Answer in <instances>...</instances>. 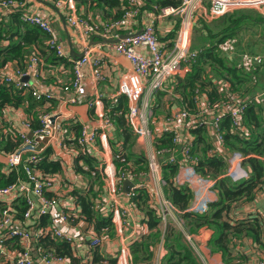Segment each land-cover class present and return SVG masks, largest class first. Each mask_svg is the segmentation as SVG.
<instances>
[{
  "label": "trees",
  "instance_id": "1",
  "mask_svg": "<svg viewBox=\"0 0 264 264\" xmlns=\"http://www.w3.org/2000/svg\"><path fill=\"white\" fill-rule=\"evenodd\" d=\"M5 1H14L24 3V0H0V3ZM77 12L83 20H92L99 23H108L115 21L123 16L125 9L128 7V2L123 0H75ZM126 1V0H124ZM128 1V0H127ZM145 9H150L159 13L166 8H180L186 0H142ZM22 8V7H21ZM15 10L9 14L0 13V113L7 108H19L25 104L26 101L32 102L33 106L44 105L52 103L55 100L40 99L37 100L33 97L32 93L23 89L17 88L14 84L4 83L1 79V71L7 67L9 63H15L16 69L24 71L27 68L28 61L33 55H37L43 60L45 65L59 64L60 62H67L66 57H60L52 48L48 39L50 35L43 32L38 27L27 23L23 19V8ZM116 10V13L113 11ZM24 11V12H23ZM92 11V12H90ZM90 12V13H89ZM96 12V13H95ZM103 14L101 17V13ZM99 13V14H98ZM95 15L94 17H89ZM97 14V15H96ZM104 16V17H103ZM111 18V19H105ZM230 23L225 26L219 33H213L208 27L207 38L204 36L202 44H208V40L215 39L217 42L214 46L203 49L197 58L188 64L187 73L183 79L178 80L177 91L181 97V101L190 113H195L198 110V95L207 93L213 108H218L219 97L222 95L219 92L220 77H228L232 84V92L236 91L239 96L246 101V108L243 113L242 123L243 126L250 132L249 136H244V133L232 126L230 116L224 115L220 123L221 134L224 138L225 148L228 152L226 155L207 153L209 146L206 139V131L202 126L191 130L193 135L192 149L190 159H193L195 169L201 176L205 178L220 177L226 170V163L228 158L233 153H240L244 156V165L251 171V176L248 179L233 182L229 178H221L216 185L219 193V200L210 203L208 210L205 213H190L188 212L190 202L193 197L192 190L187 186H177L175 177L179 169L185 164V143L183 140L177 138L170 132H164L163 136L156 141L157 151H166L164 155V163L162 162L163 182L168 193L169 200L183 212V219H191L195 228L207 227L214 230V235L210 241V245L214 250L222 253L224 261L228 264H240L243 259L242 255L238 253L236 256L233 254L236 248V239L240 237L253 238L259 242L260 236L264 232V216L248 218L246 220L237 221L229 216L230 207L242 201L244 198L251 199L255 196L256 192L264 188V163L261 158L264 156V121L260 115L262 109L257 107V102L254 96L249 93L255 91L259 86V81L254 84L252 89L248 84L256 82L257 69H253L252 73H244L237 68L236 64L229 63L226 57H222L217 52V44L227 38L233 36L237 30L239 23L249 19L246 13L240 19L231 17ZM103 20V21H102ZM264 24V22H260ZM98 38L96 37L95 40ZM200 42H196L197 46ZM216 44V45H215ZM70 58H73L72 56ZM75 59V58H73ZM64 62V63H65ZM73 70V65H72ZM40 74V71H39ZM213 74V77H211ZM264 86V85H263ZM207 89H209L207 91ZM230 93V96L232 95ZM228 94V93H227ZM226 95V94H225ZM222 99V98H221ZM111 105L105 109L107 114L111 117L116 127L119 129L123 139L124 150L125 145L132 144L135 140L134 131L129 123V98L126 95H118L114 97ZM245 105V104H243ZM45 114V113H44ZM43 115V114H42ZM41 115V116H42ZM41 116H37L34 121H31L30 129L35 131L41 128ZM69 133L74 132V137L71 142L78 144L79 148L82 145L80 142L83 127L75 124L73 127H68ZM2 131L0 130V133ZM0 140V151L3 154H9L17 151L24 145L23 139L19 135H4L2 132ZM252 134V135H251ZM68 140L65 138L64 144ZM81 144V145H80ZM202 146L204 155L197 157V150L195 146ZM213 148L211 146L210 150ZM38 150V149H37ZM52 147H47L44 151L37 153L36 162H32L34 153L29 152L24 155V163L17 168L11 170H3V165L0 164V188H5L11 184L24 182L28 180L25 166L32 170H40L43 177H53L61 171V162L59 160H51ZM231 153V154H230ZM120 154L117 159L116 155ZM230 154V155H229ZM80 160H84L88 164V169L84 170L83 167L76 166V172L87 175L90 182L84 192L74 190L71 193L80 212L69 213L70 221L77 224L83 221V226H88L94 234L101 235L104 229H108L109 234L113 233V215L101 212V203L97 202L98 193L103 192L104 181L102 177V170L95 169L89 158V154H82ZM124 154L120 150L114 152V163L116 166V175L130 173L133 177L139 175L137 173L147 172L149 169L148 160L142 156H133ZM197 155V156H196ZM125 159L122 161V159ZM191 162L190 160H187ZM135 166V167H134ZM135 178V177H134ZM47 195H51L47 191ZM131 200L136 204L137 208L144 212L146 216V223L149 227V235L142 238L140 241H135L130 246L134 264H141L152 259L154 254V246L162 235L159 227L161 217L156 207L150 205V195L144 188L134 190ZM18 218L26 229L40 223V226L47 227L51 224L49 215H41L38 219L27 221L24 219V213L27 211L28 206L26 199L19 197L13 202ZM6 203L0 201V211L5 208ZM77 217V218H76ZM83 217V218H80ZM165 249L167 254L164 258L163 264H199L192 253L190 247L184 243L185 235L174 228L169 229L165 233ZM39 244L46 249H53L56 253L63 257L71 258L72 264H77L79 261L74 257V245L71 242L64 240H56L51 235L42 236ZM91 244V241H90ZM99 247H91L92 262L90 264H118V259L104 257L99 252ZM238 256V257H237ZM245 262V261H244ZM260 264H264L262 261Z\"/></svg>",
  "mask_w": 264,
  "mask_h": 264
},
{
  "label": "crops",
  "instance_id": "2",
  "mask_svg": "<svg viewBox=\"0 0 264 264\" xmlns=\"http://www.w3.org/2000/svg\"><path fill=\"white\" fill-rule=\"evenodd\" d=\"M24 1L25 5L23 6V9L25 11L44 13L53 21L60 43L64 46L69 55L66 57L68 60H66L67 62L64 61L65 63L60 62L59 64L45 65L46 62L42 60L40 74L36 79H31L34 87H43L45 89H50L52 87L57 88L58 98L52 103H46L41 106H33L32 102L30 103L29 101H26L25 104L19 108L10 107L5 109L2 113H0V130L4 133V135L16 136L19 133H27V135L32 138V131L29 127H27V123L34 121V119L39 115L41 116L44 113H49L51 115H58L59 119L57 122L60 124H65L68 127H73L75 124H79L90 134L100 133L102 120L99 119L98 112L96 111L95 100L101 98L100 105L103 106L104 109H106L108 105H111L114 97L120 94L124 77L132 71L130 62L122 54L115 50L113 44L99 43L98 45L88 48L89 41L91 39L84 38L78 30L67 24L65 20L66 11L62 8H57L53 4L52 0ZM186 1L181 6L185 8L186 11L170 16H159L157 12L145 9L146 6L144 5L141 19L136 21V25H133L131 32L138 33L142 31L143 27L154 24L156 26L161 51L167 57L172 56L174 54V45L176 40H179L181 36V30L184 23H190L188 19L192 22V29L194 26L193 23L197 24L199 21L197 18L206 22L208 20L215 19L209 16V3L208 8H206L202 5L201 0ZM193 5H198L197 10L195 11V17H192ZM113 13H116V10H114ZM100 15L102 17L103 14L101 13ZM90 16L94 17L95 15L93 16L89 14V17ZM204 29V36L206 37L208 33L206 30L208 29L207 26H205ZM233 37L235 36L230 38ZM70 40L75 52L83 53L85 48L88 49L91 60V63L82 67L87 86V95L85 100L78 104L64 103L61 98L65 97V94L60 91L59 86L56 85L58 80H62V82L67 83L74 76L72 70L73 58H70ZM197 41L200 42V44L193 46L192 37H190V44L188 46L189 51L192 50L196 52L197 55H199L203 49L214 46L213 44L217 42L215 39H212V41L208 40V44H202V37ZM197 41H195V43ZM222 42L223 41L217 44V52L222 55V57H226V60L229 63H235L237 68L242 70L244 73H252L253 70L247 72L243 68L239 67V61H237L239 57L238 53L241 55L242 53L249 52H241L242 50L239 49L236 54H222L218 48L219 44ZM141 53L146 56L148 55L147 51L143 48L141 49ZM260 56L264 58V56ZM95 65H97L96 67H98L102 72L103 78L99 81H96L92 75V69ZM188 67V64L183 63L181 72L168 78L160 90H153L149 86L148 82L144 83V94L139 103V118L141 127L145 131H149V134L141 137L133 130L135 140L132 144L125 145V149L123 150L121 148L122 146L124 147L123 139L119 129L113 122V127L109 132V139L107 142H102L101 138L97 137L95 147L90 149L88 156L91 160L92 166L97 170L103 169L102 177L104 187L103 192H99L97 195V202H102L101 212L105 215L110 213L112 214V211L115 208L111 197H108L107 195V189L110 188L111 183L116 178V166L114 163L115 150H120L128 156L129 154L133 156L142 155L149 163L152 161V158L157 153L156 141L163 136L167 128V119L178 112L187 111L181 101L179 92L177 91V83L178 80L185 77ZM7 68L9 70L16 69V64L13 62L9 63ZM258 68L259 69L256 70L257 80L256 82H253L252 79V85L249 83L248 85L250 87H248V89L251 90L252 87H254L253 85L258 81L259 86L256 87L255 91L246 95V97L250 95L254 96L255 100L264 90V62L262 65L258 66ZM259 74H263L261 75V81L258 79ZM211 77H213V74H211ZM230 81L231 80L228 77L226 79L225 77H220L219 80H215L216 83H219V85H216L218 86L219 92H222L220 93L222 96L219 97L221 101L219 102L218 107L223 110L226 107V111L234 105L233 101L242 99L238 92L233 91V93H231L233 87ZM222 86L224 88L221 91ZM208 90L209 89H207V91ZM230 93L232 94L231 96ZM197 99L198 110L195 113L202 111L205 106H213L210 103L207 93L199 94ZM257 107L262 109L260 115L264 121V103H260ZM214 112L216 111H211L208 118H212ZM203 128H205L207 134L206 139L208 140L207 145L209 146L207 153L209 155L214 153L226 155V152L228 151L225 148V144L222 145V143L218 141L213 127L209 125ZM247 132L249 136L250 132L248 130ZM178 134L182 140H185L186 136H190L191 138L193 137V135H190L189 131L186 129L185 122H183V125L178 128ZM69 136L70 137L67 138L68 140H66L69 142H66L64 147L58 146L56 148H52L50 159L56 161L59 160L61 162V171L57 174L58 177L56 176L55 183L49 189V192L51 195H56L59 198L61 208L76 213L80 212V208L77 207L71 192L74 190L81 191L79 193L84 192L90 182V178L86 174L83 175L80 172H76L77 165L79 167L87 168L88 164L84 160L79 159V157L83 156V153L78 144L71 142V139L74 137V132L72 131ZM45 146L46 144H37V149L39 151L41 149L44 151L47 148ZM211 146H213V148L209 152ZM195 150H197V157H202L204 155L202 146H195ZM157 159L160 162L164 161V157L162 156H157ZM261 160L264 163V156ZM0 164L3 165V170L6 172V156L1 151ZM137 174L139 175L134 176L135 178L133 177V179L130 180L134 185L133 188L134 190L138 188H144L147 190L150 195V205L156 207L160 214L161 223L159 227L162 231L159 242H157L153 248L154 254L152 259L141 264L164 263V258L167 254L164 237L165 233L171 228L181 231L185 235L184 243L190 247L199 264H228L224 261L222 253L214 250L210 245V241L214 235V230L207 227L195 228L192 225L194 224L193 220L183 219L184 213L169 200L165 183L163 182L162 167L157 173H153L148 169L147 172ZM250 176L251 171L244 165V156L240 153L231 154L230 160L226 163V170L222 176L217 178L210 177L211 179L204 178L205 181L203 182L200 181L199 176H195L196 186L192 188L193 197L190 202L188 212L200 213L201 209H206L210 203L217 202L219 200V193L216 189V185L221 178H229L233 182H238L248 179ZM117 205L121 208V210L127 212L128 216L125 220L127 225L123 224L121 221L119 222L120 224H115V226H113V233L109 234V236L101 242L99 252L104 257L118 259L119 264H134L130 246L135 241H140L142 238L149 235L150 231L146 223V216L143 211L137 208L136 204H134L131 200V197L126 193L124 190V183ZM261 215L264 216V188L258 190L253 198H244L242 201L233 204L229 210V216L237 221ZM81 226L83 228V236L77 242L78 244L74 249V257L79 261L77 264H90L92 262L90 241L93 237V232L88 229V226H83V224H81ZM236 240V248H234L233 254L235 256L238 253L242 255L243 260L240 261V264H260L264 261V232L260 236L259 242H256L251 237L248 238L243 236ZM121 247H127L129 249V254L126 257L121 254Z\"/></svg>",
  "mask_w": 264,
  "mask_h": 264
},
{
  "label": "built area",
  "instance_id": "3",
  "mask_svg": "<svg viewBox=\"0 0 264 264\" xmlns=\"http://www.w3.org/2000/svg\"><path fill=\"white\" fill-rule=\"evenodd\" d=\"M52 1L57 8H62L66 11V23L78 30L84 38L92 39L97 37L99 39L119 40V42L113 46L118 53L122 54L130 62L132 68V71L124 77L119 95H126L129 98L130 109L128 119L132 129L141 137L149 134V131H145L141 127L139 118V103L144 94V83L148 82L153 90H160L168 78L181 72L183 63L190 64L197 58V53L192 50L189 51L188 47L192 32L191 20L188 19L190 22L189 24L184 23L181 30V36L179 40H176L174 45V54L167 57L161 51L156 26L154 24L143 27L138 35H136L137 33L131 32L133 25H136V21L141 19L142 9L144 8V2L142 0H123V2H128V7L125 9L123 16L118 20L109 21L108 23H99L90 19L83 20L77 12L75 0ZM202 1L203 0H201V3ZM207 3L210 5L209 16L213 18H220L235 11L264 9V0H207ZM24 5L25 3L5 1L0 3V13L9 14L21 7L23 8ZM192 8L193 17L198 5H193ZM184 11L186 10L183 7L166 8L158 14L159 16H170L173 14H180ZM23 19L27 23L38 27L43 32L50 35L48 43L54 48L58 56L67 57L69 55L64 46L60 43L53 21L44 13L36 11L26 12L23 14ZM122 35H128V37L122 39ZM238 46L239 39L233 37L223 41L219 44L218 48L222 54L231 55L236 54ZM142 48L147 51V56L141 53ZM84 52L85 56L83 58L72 59L73 78L67 83L62 82V80L56 82V85L59 86V90L65 94V97L61 99L66 104H78L86 98L87 86L82 67L91 63V60L89 50L85 48ZM239 57V67L247 72H250L263 64L260 55L242 53ZM41 64L42 60L37 55H33L28 61L27 68L24 71L17 69L9 70L6 67L1 71V79L4 83L14 84L17 88L32 93L33 97L37 100H55L58 98L57 88H37L34 87L31 82V79H36L38 77ZM96 66L97 65H95V67L93 66L92 75L96 81H99L103 76L102 72ZM24 79H27V81ZM223 88L224 87L222 86L221 91ZM233 102L234 105L229 108L228 111H226V107L224 108V111L220 107L213 109V106L209 105L205 106L202 111L195 114H192L189 111L178 112L167 119V128L165 132L173 133L177 140L180 139L182 141L178 134V128L183 125V122H185L186 129L189 131L190 135L192 129L211 125L218 141L223 145L224 138L221 134L220 123L224 115L228 114L232 126L240 129L245 136H248L247 130L242 125L246 101L239 99ZM256 102L259 104L264 103V90L257 96ZM100 103L101 98L95 100L96 111L98 112L99 119L102 120L100 133L90 134L83 128L80 138L82 144H80V147L83 154H88L90 149L95 147L97 137L101 138L102 142H107L109 139V132L113 127V120ZM211 111L216 112L213 113L212 118H208ZM58 119L59 116L56 114L51 115L45 113L41 116V128L32 132V138H30L27 133H19L18 135L23 139L24 145L17 151L5 155L6 170H11L23 165L24 155L29 152L34 153V156L31 159L32 162H36L35 156L37 153H40L42 149L40 151L37 150L38 142H36L35 139L39 138L44 140L48 138L49 142L45 147H64L65 138L70 137L68 135L69 129L63 124L58 123ZM27 127L30 128L29 123H27ZM1 133L0 140L2 137ZM192 141L193 137L191 138L190 136H186L185 140H183V143H185V158L191 162L185 160V164L179 169V172L175 177V183L177 186H187L191 190L196 186L195 176H199L200 181H205V177L198 174L195 169L196 162L193 159H190ZM165 152L166 151L164 150L157 151L156 155L149 163L150 171L157 173L161 170L162 162L157 159V156L160 157L161 155H164ZM116 158L119 159L120 154L116 155ZM123 160L125 159L123 158L122 161ZM229 160L230 157L228 158V161ZM87 169L88 168H84V170ZM25 171L28 177L27 181L14 183L5 188H0V201L6 203L5 208L0 211V264H72L71 258L60 256L53 249H46L39 244V241L42 236L51 235L56 240L71 242L74 247H76L78 244L77 242L83 236V228L81 226L83 221L73 224L70 221L69 213L66 212L64 208L60 207L59 198L56 195V197L51 198L47 195V191H49L55 183L57 175H54L53 177H43L40 170L35 171L27 166H25ZM132 179L133 176L130 173H125L119 176L116 175L110 188L107 189V195L108 197H111L112 202L115 205V208L112 211V221L114 226L120 221L127 225L125 220L127 219L128 214L121 210L117 203L123 183ZM133 194L134 188L131 189V192L128 195L132 197ZM19 197L25 198L27 202L28 209L24 213L25 220L31 221L35 218L38 219L41 215H49L51 224L47 227H43L40 226V223H37L29 230L26 229L19 220L18 212L13 204L15 199ZM207 210V207L206 209H201L200 213H205ZM108 233L109 230L107 228L103 230L101 235L92 233L93 237L90 246L97 247L100 245L101 242L108 237ZM121 254L126 257L129 254V249L127 247H121Z\"/></svg>",
  "mask_w": 264,
  "mask_h": 264
},
{
  "label": "rangeland",
  "instance_id": "4",
  "mask_svg": "<svg viewBox=\"0 0 264 264\" xmlns=\"http://www.w3.org/2000/svg\"><path fill=\"white\" fill-rule=\"evenodd\" d=\"M202 5L208 8L207 0H203ZM261 9L262 8L256 10L236 11L234 13L230 12L223 17L208 20L207 22L197 18L199 21L197 24L193 23L194 26L191 32L192 45L195 46V41L201 39V37L204 39L205 26H207V28L209 27L214 34L219 33L222 29H225L224 27L227 26L228 23H230V19H233L231 17L234 16V19H240L241 16L246 13V16H248L249 20L252 22L247 19V21L239 23L237 30L233 33V36L239 39L238 50L241 49V52H249L250 54L264 56V24L260 23L264 22V9ZM195 14L196 12H194L193 17H195ZM92 39L95 40V38ZM98 40L100 39L98 38L97 41ZM238 55H240V53H238ZM239 58L237 61H239ZM262 62H264L263 57ZM261 75L263 74L258 75L260 81L262 80ZM68 135H70V133Z\"/></svg>",
  "mask_w": 264,
  "mask_h": 264
},
{
  "label": "water",
  "instance_id": "5",
  "mask_svg": "<svg viewBox=\"0 0 264 264\" xmlns=\"http://www.w3.org/2000/svg\"><path fill=\"white\" fill-rule=\"evenodd\" d=\"M141 32V31H140ZM140 32H138L136 35L140 34ZM128 37V35H122L121 38L124 39ZM119 42V40H110V39H100L98 41H94V39H91V41L89 42L88 48H91L95 45H98L99 43H104V44H115ZM88 50V49H87ZM70 55L75 58V59H80L83 58L85 56V52L83 53H77L75 52L74 48L72 47V42L70 40ZM25 81H27V79H24ZM36 142H38V144L43 145V144H48L49 139L46 138L44 140L42 139H35ZM133 183L129 180L124 182V190L126 191L127 194H129L131 192V189L133 188Z\"/></svg>",
  "mask_w": 264,
  "mask_h": 264
}]
</instances>
